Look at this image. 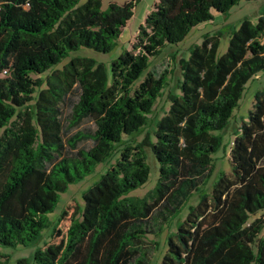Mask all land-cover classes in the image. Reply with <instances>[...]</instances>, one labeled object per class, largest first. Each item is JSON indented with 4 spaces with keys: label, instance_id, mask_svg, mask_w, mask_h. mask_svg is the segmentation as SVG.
<instances>
[{
    "label": "trees",
    "instance_id": "obj_1",
    "mask_svg": "<svg viewBox=\"0 0 264 264\" xmlns=\"http://www.w3.org/2000/svg\"><path fill=\"white\" fill-rule=\"evenodd\" d=\"M140 1L102 10L101 0H0V247L33 248L16 264H151L145 245L159 244L148 237L194 195L159 264H264V90L228 145L218 133L264 70V14L232 27L221 56L220 31L169 55L177 76L151 60L214 13L257 0H157L132 51L109 63L70 57L114 51ZM163 94L167 110L150 119ZM219 150L229 174L216 168ZM150 155L158 177L131 196L149 181ZM114 156L82 195L62 248L38 247L43 230L52 225L53 237L68 216L49 221L59 194ZM13 197L25 204L20 217L6 213Z\"/></svg>",
    "mask_w": 264,
    "mask_h": 264
},
{
    "label": "rangeland",
    "instance_id": "obj_2",
    "mask_svg": "<svg viewBox=\"0 0 264 264\" xmlns=\"http://www.w3.org/2000/svg\"><path fill=\"white\" fill-rule=\"evenodd\" d=\"M131 0H101L102 10H106L110 3L123 5ZM157 0H141L134 10L133 17L128 21L126 27L123 29L120 38L118 39L117 48L110 54H99L88 49H81L79 52H71L70 57L76 56H88L98 62L109 63L112 59L116 58L122 49L132 51V44L135 42L137 31L139 26L143 23V14L146 9L153 7ZM264 14V0H257L251 2H241L239 5L232 7L227 15L217 16L212 22L206 23V25H198L193 29L188 36L178 45H168L163 49L162 54L151 60V68L161 73L164 70H168L174 73L171 75H178V71L174 68L175 63L169 58L171 54H178L179 57L186 56L188 50L193 45H199L202 41V37L205 34L212 35L216 31L222 32L220 38V44L217 55L221 56L225 53L228 45V33L232 27L237 26L243 19L247 18L255 21L257 16ZM199 27V28H198ZM68 61L62 62V65ZM61 65L58 67L60 68ZM258 90H264V70L259 72L254 78H252L245 86L243 95L238 101L237 107L232 112L227 129L223 132H218L222 136L224 145H228L233 140V132L240 123L247 118L248 111L251 110L253 104L254 93ZM168 108V104L165 100V94L158 99L150 119L153 117H160L163 112ZM141 138V137H140ZM139 138V139H140ZM116 157L109 158L104 162L96 165L90 174L85 176L81 181L68 185L66 191L59 194L57 203L54 207L53 214L48 216L49 221L54 223L59 214L63 211L68 212V216L58 225L53 237H49L52 225L48 226L42 232V239L38 243V247L45 249L46 247L62 248L65 242V234L70 224V217L75 214L76 206L82 207V195L89 190L94 184H96L100 177L107 171L110 165L114 162ZM215 164L217 170L224 171L229 174V153L224 155L223 150H219L214 154ZM147 164L150 167L149 181L140 189L133 191L130 195L135 197L143 196L148 190H150L158 177V164L150 155L147 158ZM197 202V196L194 195L188 204L183 208L180 215L173 219L157 237H148V241L156 242L159 246H156L157 250H154L155 245L146 243V249L151 253V264H159L162 254L165 251V241L168 232H173L178 222L185 217L188 206L194 205ZM25 204L16 197H13L6 208V213L14 217H20L24 211ZM261 214H258L256 218H260ZM264 233V231H263ZM33 248H17L12 249L8 247H0V255L6 256V259L1 258L0 261H5L6 264H16L18 259L27 258L31 255Z\"/></svg>",
    "mask_w": 264,
    "mask_h": 264
},
{
    "label": "crops",
    "instance_id": "obj_3",
    "mask_svg": "<svg viewBox=\"0 0 264 264\" xmlns=\"http://www.w3.org/2000/svg\"><path fill=\"white\" fill-rule=\"evenodd\" d=\"M157 2V1H156ZM156 2L154 3V5L156 4ZM153 5V6H154ZM153 9V7L152 8H150V9H146L145 10V12H144V14H143V21H144V19H145V17L150 13V11ZM217 16H221L220 14H216V13H214L213 14V19L212 20H214ZM212 20L211 21H209V22H212ZM208 23V22H207ZM203 26L204 25H206V23H204V24H202ZM197 28V27H196ZM199 28V27H198Z\"/></svg>",
    "mask_w": 264,
    "mask_h": 264
},
{
    "label": "built area",
    "instance_id": "obj_4",
    "mask_svg": "<svg viewBox=\"0 0 264 264\" xmlns=\"http://www.w3.org/2000/svg\"><path fill=\"white\" fill-rule=\"evenodd\" d=\"M3 73L6 74V71H4Z\"/></svg>",
    "mask_w": 264,
    "mask_h": 264
}]
</instances>
